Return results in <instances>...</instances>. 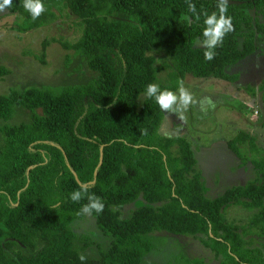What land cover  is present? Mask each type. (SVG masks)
<instances>
[{
	"label": "trees",
	"instance_id": "trees-1",
	"mask_svg": "<svg viewBox=\"0 0 264 264\" xmlns=\"http://www.w3.org/2000/svg\"><path fill=\"white\" fill-rule=\"evenodd\" d=\"M42 2L45 11L35 20L24 0H12L5 10L22 18V32L52 25L67 10L81 35L61 44L97 75L80 85L32 86L0 96V264H147L160 234L195 240L215 264H264V148L256 136L239 131L228 147L257 177L211 198L193 146L161 132L164 110L145 94L158 82L156 50L174 67L158 84L161 90L177 92L187 75L237 81L229 69L257 52L259 36L264 42V0H228L233 30L212 60L205 59L201 41L204 13L219 15L218 0ZM9 74L0 66V80ZM260 90L264 96V82ZM17 110L27 111L29 120L7 124ZM81 187L105 205L91 216L111 244L95 259L85 254L90 238L72 229L86 215L78 213L87 197L70 199ZM139 201L144 205L125 217L124 208ZM232 209L247 216L231 218ZM148 264L212 263L179 253L168 263Z\"/></svg>",
	"mask_w": 264,
	"mask_h": 264
},
{
	"label": "rangeland",
	"instance_id": "rangeland-1",
	"mask_svg": "<svg viewBox=\"0 0 264 264\" xmlns=\"http://www.w3.org/2000/svg\"><path fill=\"white\" fill-rule=\"evenodd\" d=\"M52 25L22 32L18 24L22 18L7 10L0 12V66L10 69V74L0 80V96L11 89L28 87L59 88L84 84L96 77L86 61L73 50H66L62 42L74 43L81 35L78 19L65 10ZM264 24V17H260ZM48 41L45 59L43 43ZM258 50L251 57L230 68L237 74L234 83L215 78H194L187 75L185 88L192 95V103L181 114L164 111L161 132L167 136L184 137L194 148L197 168L203 173L206 191L217 197L231 186L246 184L257 176L251 164L240 165V159L229 149L228 142L239 131L255 135L258 145L264 148V96L260 90L264 82V42L257 40ZM159 67L158 82L166 83L173 70L171 59L162 51L152 53ZM44 60V62H43ZM178 92V91H177ZM29 120L27 111L17 110L7 124L15 125ZM2 121L0 120V125ZM2 136L0 137V146ZM144 205L139 201L124 208V216ZM241 209H232L231 218L246 217ZM72 229L78 236H88L93 242L85 252L92 259L107 249L111 238L97 227L91 215L73 222ZM156 250L145 258V263H168L179 253L201 257L215 264L211 253L195 240L160 234L154 237Z\"/></svg>",
	"mask_w": 264,
	"mask_h": 264
},
{
	"label": "clouds",
	"instance_id": "clouds-1",
	"mask_svg": "<svg viewBox=\"0 0 264 264\" xmlns=\"http://www.w3.org/2000/svg\"><path fill=\"white\" fill-rule=\"evenodd\" d=\"M12 0H0V12H3L6 8L11 7ZM23 6L26 11L30 13L32 19H37L44 11L45 6L42 0H24ZM218 13L212 12L205 15V28L203 30L202 46L206 49L204 56L206 60H212L214 58V49L218 44L223 42L224 37L233 30L232 18L227 16L228 0H218L217 4ZM188 10L191 13H196V6L191 2L188 3ZM199 19V16L196 17ZM183 19L191 22L190 18L184 16ZM178 92H174L168 89L161 90L158 84L150 83L146 86L145 94L148 98H154L160 108L167 112L181 114L182 119L183 111H186L192 103V95L185 88L183 80L178 81ZM143 135H147V130H144ZM87 197L88 203L83 205L81 212L78 214L91 215L93 211L101 213L104 210V203L100 197L94 194H88L86 187H81L79 190L73 191L70 194V199L74 202H79L84 197ZM79 259L83 262L86 260V256L81 254Z\"/></svg>",
	"mask_w": 264,
	"mask_h": 264
},
{
	"label": "water",
	"instance_id": "water-1",
	"mask_svg": "<svg viewBox=\"0 0 264 264\" xmlns=\"http://www.w3.org/2000/svg\"><path fill=\"white\" fill-rule=\"evenodd\" d=\"M103 149H104V146H102V148H101V159H100V163L101 164H102V161H103Z\"/></svg>",
	"mask_w": 264,
	"mask_h": 264
}]
</instances>
